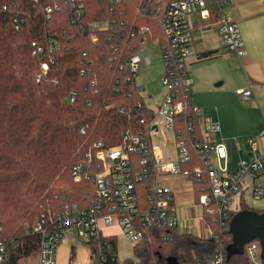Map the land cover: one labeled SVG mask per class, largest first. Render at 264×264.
<instances>
[{
    "label": "built area",
    "instance_id": "obj_1",
    "mask_svg": "<svg viewBox=\"0 0 264 264\" xmlns=\"http://www.w3.org/2000/svg\"><path fill=\"white\" fill-rule=\"evenodd\" d=\"M125 1L131 2L110 0V10L122 13L126 8L122 6ZM66 2L76 8L71 18V23L74 24L83 16V0ZM135 2L138 3L137 13L139 10L146 13L149 8L147 4H151L150 0ZM167 2L161 15L165 42L160 46L161 59L164 62L160 85L166 93L155 112L141 100H135L130 106H123L117 110L118 114H125L127 118L136 117L138 121L135 125L118 131L106 127L105 134L96 139H93L89 123L77 128L78 134L84 137V142L77 147L78 160L70 164L69 177L74 185H85V193L78 203L65 201L63 204H57L55 208L48 207L39 211L24 228L25 236L38 239L37 264H57L56 250L65 238H72L88 246L89 264H119L114 235L104 232L113 226L119 229L121 236L125 237L132 247L152 243L154 238L152 229L166 231V234H159L160 242L167 243L171 240L168 232L176 229L180 221L173 192L163 182L165 176L182 175L192 182H200L203 178L200 166L192 170L183 168L184 165L190 164V151L182 129L177 127L178 116L189 119L188 132L192 133L197 126L200 128L201 137L194 140L192 147H195L208 167L211 194L200 196L198 204L210 222L218 224L220 228L229 224L231 204L239 194L245 177L253 181V199L261 197L264 193L262 183L258 180L260 174L264 173V153L259 151L257 137L245 139L247 155L239 160L233 173H227L225 168L217 172L211 164L209 155L213 151L218 160L225 158L224 147L212 140V137L219 133V125L211 118H203L197 106L188 108L184 101L191 93L192 85V79L185 69L186 61L193 55L190 45L192 39L190 15L198 14L203 20L210 19L212 13L217 15L219 45L228 54L242 58L245 56V44L237 24L229 15L222 13L224 5L222 0H167ZM210 5H214L216 9L212 13ZM1 7L3 11H9L7 5ZM60 10L61 5L58 4L45 6L41 12L43 26L53 12ZM149 14L153 15V11H149ZM28 18L27 13L15 10L12 21L14 32L26 41L29 57L36 60L40 66V74L36 78L39 81L46 76L49 65L55 62L60 49L55 37L46 30L34 32V36L31 37ZM113 25L115 20L111 18L89 23L86 29L89 32L90 43H98L100 34L107 32ZM114 33L116 34V30ZM130 33V38H134L138 32L132 30ZM139 33L145 35L146 29H140ZM117 42L118 39L107 37V48L112 51V55L116 53ZM148 46L149 44L143 40L138 46V51L129 57L127 83L135 80L137 75L144 76L145 71L140 69V65L150 64L149 59L144 57ZM86 57L87 52L83 51L82 58ZM121 68L122 66L119 67ZM82 74L83 71L80 75ZM53 84L57 88L59 81L55 79ZM113 90L117 92L116 88ZM135 90L140 95L139 90H142V87L137 86L136 82ZM237 93L242 100H249L252 87L240 89ZM128 97L131 95L128 94ZM75 100L74 92L62 98V101L70 104ZM113 108L112 105L105 107L103 120L109 118ZM97 122L95 120V123ZM259 137L264 138V129L261 130ZM169 144L174 159L171 158V153H166L168 149L166 150L165 146ZM139 186L147 192L145 209L139 205ZM205 223L207 236L204 239L213 238L217 246L209 256L194 264H228L226 248L222 246L220 237L213 233L209 221L205 220ZM3 232L0 226V264H10V254L20 245V241L2 237ZM243 254L247 264H264L257 240L244 244Z\"/></svg>",
    "mask_w": 264,
    "mask_h": 264
},
{
    "label": "trees",
    "instance_id": "obj_2",
    "mask_svg": "<svg viewBox=\"0 0 264 264\" xmlns=\"http://www.w3.org/2000/svg\"><path fill=\"white\" fill-rule=\"evenodd\" d=\"M150 2L146 13L144 10L137 13L138 3L135 0L130 3L125 1L122 6L126 8L120 13L110 10V0H83V16L72 24L71 18L76 8L66 0H0V226L4 231L2 237L20 241V245L11 252L12 263L34 255L38 248V239L25 236L21 223L47 204L49 208H55L65 201L78 203L80 194L82 196L85 193V185L82 184L75 185L81 189L78 197L75 192L66 194L54 191L50 194L52 191L49 190L43 197L46 203L43 201L42 205L39 204L42 194L65 172L71 180L70 164L78 160L76 150L84 142L77 128L89 123L93 139H96L105 134L106 127L118 131L138 121L136 117L127 118L125 114H118L117 110L130 106L135 100L142 101L135 90V80L126 82L129 77V57L138 51L143 40L149 45L157 43L159 46L165 42L161 15L168 2ZM54 4L61 5V10L53 12L43 26L41 12L45 6ZM2 5H7L9 11H3ZM15 10L29 15L27 21L31 37L34 32L46 30L59 44L55 62L49 65L46 76L39 81L36 79L40 74L38 62L29 57L26 41L14 32L12 20ZM149 11H153V15ZM103 18L115 20V25L100 34L98 43L91 44L86 27ZM125 22L127 24L122 25ZM140 29H146V34L141 35ZM132 30L138 32L134 38H130ZM108 36L118 39L115 55L107 48ZM83 51L87 52L86 58H82ZM55 79L59 81L57 88L53 84ZM71 92L76 93L75 102L70 104L62 101ZM190 94L184 100L188 108L193 106ZM107 105L114 108L109 118L103 120L102 114ZM95 120L98 122L95 123ZM188 120L178 116L176 124L182 129L190 151V164L183 168L192 170L200 166L202 169V180L193 182L198 202L200 196L211 194L209 172L201 155L192 147L194 140L201 137L200 128L197 126L192 133L188 132ZM138 188L139 205L145 209L147 192L142 186ZM241 210L251 209L243 206L238 211H231L229 219ZM203 217L209 221L211 230L220 237L222 246L226 248L231 243L228 224L220 228L218 224L210 222L207 215ZM163 233L166 234V231L152 229V243L133 247L138 258L134 264H165L170 256L175 257L179 264H194L209 256L217 246L213 238L179 235L175 229L168 232L171 240L163 243L159 240V234ZM243 258L244 254L232 256L227 259V263L245 264Z\"/></svg>",
    "mask_w": 264,
    "mask_h": 264
},
{
    "label": "crops",
    "instance_id": "obj_3",
    "mask_svg": "<svg viewBox=\"0 0 264 264\" xmlns=\"http://www.w3.org/2000/svg\"><path fill=\"white\" fill-rule=\"evenodd\" d=\"M222 1V13L229 15L240 30L245 44V56L238 58L228 54L219 45L216 24L218 16L212 13L216 10L215 6L210 5V19L203 20L198 14L190 15V45L193 55L186 61L185 69L192 79L190 103L200 109L203 118H211L219 125V133L215 134L212 140L224 147L225 158L218 160L212 151L209 155L211 164L217 172L225 168L226 172L231 174L236 170L239 160L247 155L246 138L257 137L259 151L264 153V138H258L264 129V8L263 0ZM145 53L144 57L149 59ZM141 65L147 68L151 61L148 66ZM250 86V99L242 100L237 91L249 89ZM171 154L174 159V154ZM258 180L264 190V173L260 174ZM163 182L173 192L174 204L177 207L180 223L175 232L204 239L207 236L206 223L203 220L202 207L195 199L191 179L182 175L165 176ZM239 190L231 204V211H238L243 206L264 211V193L257 199L252 198L253 181L250 178L243 179ZM109 229L112 230L114 238L121 236L117 227ZM70 248L73 250L74 244H71ZM37 263V250L34 255L23 257L14 263L10 262Z\"/></svg>",
    "mask_w": 264,
    "mask_h": 264
},
{
    "label": "rangeland",
    "instance_id": "obj_4",
    "mask_svg": "<svg viewBox=\"0 0 264 264\" xmlns=\"http://www.w3.org/2000/svg\"><path fill=\"white\" fill-rule=\"evenodd\" d=\"M22 39V38H21ZM25 41V40H24ZM145 56L149 57L151 61V65L147 68L141 65L140 69L145 70L144 76L137 75L136 77V84L137 86L142 87V90L140 91L141 99L144 101L145 105L150 108V110H153L154 112L157 110V107L159 106V102L163 98V95L165 94V91L163 87L160 85V78L163 76V68H164V62L161 59L160 54V48L158 44L154 43L152 45H149L146 48ZM168 137L171 138L169 135ZM166 150L168 151L166 153H172L171 144L169 146H165ZM52 191L50 194H53L57 192L61 193H69L75 192L77 194V197L81 193L80 187H76L71 180L68 178L67 172L64 173L63 177L61 179H58L55 183H52L50 185V188L48 191L44 192L42 196L40 197V205L46 203V198H43L46 193ZM49 197V196H48ZM55 197V195H54ZM43 198V199H41ZM68 199L70 197L67 196ZM253 198V197H252ZM56 199V197H55ZM81 199V194H80ZM39 201L36 203V209L39 208ZM49 207V204L42 207L43 209H47ZM40 209V211H43V209ZM38 213V211H35L34 216H32L29 220L24 221L21 223L22 231L24 232V228L30 224V222L33 220L35 215ZM111 229H105L104 232L107 234H112ZM6 237H9L8 235ZM13 239V238H12ZM115 241V247L116 252L118 255L119 264H124L125 262H132L137 263L138 258L135 255L132 245L128 243V241L125 239V237H122L120 235H117L116 238H114ZM74 244V249L71 250L70 245ZM169 251V250H168ZM57 253V264H89V257L90 252L88 246L74 241L72 238H65V240L60 244V246L56 250ZM168 253V252H167ZM243 258V262L247 264L246 259ZM232 261L238 262L239 259H233Z\"/></svg>",
    "mask_w": 264,
    "mask_h": 264
},
{
    "label": "water",
    "instance_id": "obj_5",
    "mask_svg": "<svg viewBox=\"0 0 264 264\" xmlns=\"http://www.w3.org/2000/svg\"><path fill=\"white\" fill-rule=\"evenodd\" d=\"M231 243L226 247L227 259L243 254V245L257 240L261 247V259L264 261V212L241 210L231 217L228 224ZM165 264H179L170 256Z\"/></svg>",
    "mask_w": 264,
    "mask_h": 264
}]
</instances>
